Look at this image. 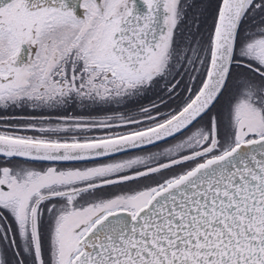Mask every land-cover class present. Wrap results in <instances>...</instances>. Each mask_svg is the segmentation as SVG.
I'll list each match as a JSON object with an SVG mask.
<instances>
[{
    "label": "snow or ice",
    "instance_id": "snow-or-ice-1",
    "mask_svg": "<svg viewBox=\"0 0 264 264\" xmlns=\"http://www.w3.org/2000/svg\"><path fill=\"white\" fill-rule=\"evenodd\" d=\"M0 264H264V0H0Z\"/></svg>",
    "mask_w": 264,
    "mask_h": 264
},
{
    "label": "flooded vegetation",
    "instance_id": "flooded-vegetation-1",
    "mask_svg": "<svg viewBox=\"0 0 264 264\" xmlns=\"http://www.w3.org/2000/svg\"><path fill=\"white\" fill-rule=\"evenodd\" d=\"M77 166H79V165H77Z\"/></svg>",
    "mask_w": 264,
    "mask_h": 264
}]
</instances>
